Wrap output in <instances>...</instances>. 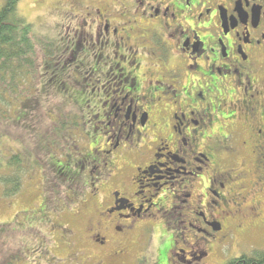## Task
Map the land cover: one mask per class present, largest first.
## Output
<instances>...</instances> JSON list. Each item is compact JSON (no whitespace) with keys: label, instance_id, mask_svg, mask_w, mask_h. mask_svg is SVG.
<instances>
[{"label":"flooded vegetation","instance_id":"obj_1","mask_svg":"<svg viewBox=\"0 0 264 264\" xmlns=\"http://www.w3.org/2000/svg\"><path fill=\"white\" fill-rule=\"evenodd\" d=\"M51 18L48 87L88 108L72 166L95 264H122L132 226H170L169 264H209L208 237L264 223V0H65Z\"/></svg>","mask_w":264,"mask_h":264},{"label":"rangeland","instance_id":"obj_2","mask_svg":"<svg viewBox=\"0 0 264 264\" xmlns=\"http://www.w3.org/2000/svg\"><path fill=\"white\" fill-rule=\"evenodd\" d=\"M64 2L65 0H19L17 15L23 17L25 22L31 26L30 33L35 39H40L41 43L48 40L53 41L57 50L61 47L59 37L61 29L57 27L56 21L51 16L56 4ZM41 60L46 67L39 68V76L28 78L18 72L15 76L20 79L19 89L13 93L14 80L6 83L11 84V90H6L5 93L0 90V108L6 110L7 114L12 117H16L24 108H29V111L31 109L33 121L30 123V131H40L41 128L44 135L52 136L50 122L52 118L45 111V104L51 111L50 115L53 114V118L56 117L60 121L65 119L63 116H68L69 111L86 119L85 114L88 108L82 105L68 107L70 104L61 99L58 90L44 89L42 85L48 80L45 76L50 62ZM3 88L5 89L4 85ZM5 95L10 99L9 102L3 101ZM61 113L63 116L60 118ZM9 123V119L0 120V154L3 153L6 157H9L12 152L24 155L26 149H29L26 143H33V139L29 138L25 130ZM76 141L78 148L70 147L65 153L63 147L64 153H56L55 156L60 162L72 166L74 156L79 157L81 152L84 156L89 155L87 149L90 150L93 145L85 146V140L82 139ZM31 150L38 152L36 146ZM225 157L227 158L226 151L220 161ZM51 167V164H46L33 174L23 171L26 173L21 177L20 192L8 199L0 197V264H95V259L100 256L90 229L94 220L95 198L90 188H84L81 180L76 182L77 186L72 189L73 193L79 195L75 206L70 208L64 204L65 206L60 208L57 204L56 206L60 209L55 210L56 206L50 201L49 208L42 209L44 187L42 179L43 175H50ZM74 169L78 171L76 167ZM204 183L200 185L202 189L206 188ZM46 189L48 190V187ZM68 195L71 196V192H67L66 197ZM47 197L53 199L49 193ZM60 198L66 203L65 197ZM237 218H241L240 215ZM169 227L161 222L130 227L125 235L127 239H123L127 258L121 263L169 264L168 255L174 238V231ZM208 242L212 251L209 264H226L232 258L241 255H254L264 250V223H260L256 231L227 228L225 236L218 235L216 239L208 237ZM114 262L106 260L105 264Z\"/></svg>","mask_w":264,"mask_h":264},{"label":"trees","instance_id":"obj_3","mask_svg":"<svg viewBox=\"0 0 264 264\" xmlns=\"http://www.w3.org/2000/svg\"><path fill=\"white\" fill-rule=\"evenodd\" d=\"M18 2L19 0H5L4 5L0 8V90L3 93L6 90H11V84H6L8 81L15 80L13 93L19 89L20 79L15 76L18 72L28 78L39 76V68L46 67L41 59L47 62L52 53V41L48 40L41 43L40 39H35L30 33L31 26L25 22L24 18L17 15ZM42 86L44 89H50L47 81ZM3 101L9 102L10 99L5 95ZM68 107L75 106L69 105ZM44 109L52 118V121H50L52 136L44 135L40 126V131H30V123L33 121L31 116L33 111L31 109L29 111V108H24L19 111L16 117H12L7 114L6 110L0 108L1 121L9 119L10 125L25 130L29 138L33 139V143H26L29 149H26L24 155L12 152L9 157H6L5 154H0V197L8 199L20 192L22 187L21 177L26 173L23 171H28L27 174H33L34 171L43 168L46 164H51L50 175H43L42 179V185L45 187H43L42 209L49 208L50 201L54 206L59 204L57 206L61 208L67 204L71 208L78 202L79 195L72 191L73 187L77 186L76 182L80 181L78 171L74 167L72 169V166H69L70 164L60 162L55 155L59 152L67 153L68 149L73 146L78 148L77 139L85 140V146H88L89 142H93L90 140V138L92 139L91 125L85 122L82 124L79 114L73 111H69L68 116H63V113H61L60 118L63 116L65 119L60 121L50 115L51 111L48 110L47 104H45ZM53 144L54 147L52 148ZM34 146L37 147L38 154L31 150ZM63 147L65 148L64 152ZM222 169H227L226 162L223 164ZM46 187H48L49 192ZM67 192H71V196L66 197ZM48 193L53 199H48ZM60 197H65L66 203ZM57 206L54 207L55 210L58 209ZM233 226L235 227V225ZM248 228L251 231L257 229L253 226ZM226 264H264V250L256 252L254 255H241L232 258Z\"/></svg>","mask_w":264,"mask_h":264}]
</instances>
